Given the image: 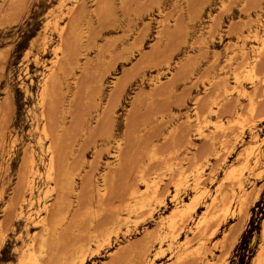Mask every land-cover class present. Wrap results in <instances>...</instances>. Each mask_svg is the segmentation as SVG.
Segmentation results:
<instances>
[{"label": "rangeland", "instance_id": "rangeland-1", "mask_svg": "<svg viewBox=\"0 0 264 264\" xmlns=\"http://www.w3.org/2000/svg\"><path fill=\"white\" fill-rule=\"evenodd\" d=\"M262 28L264 0H0V264H25L29 253L41 264H80L79 254L82 264H264ZM233 84L246 96L230 93ZM246 148L248 160L261 157L244 176L239 213L226 176ZM199 192L174 230L161 225L175 199ZM214 194L225 204L198 227ZM199 246L205 257L191 253Z\"/></svg>", "mask_w": 264, "mask_h": 264}, {"label": "bare ground", "instance_id": "bare-ground-1", "mask_svg": "<svg viewBox=\"0 0 264 264\" xmlns=\"http://www.w3.org/2000/svg\"><path fill=\"white\" fill-rule=\"evenodd\" d=\"M228 1V0H227ZM223 4V3H222ZM67 11V10H66ZM67 14V13H66ZM64 27V26H63ZM259 27V26H258ZM59 28V27H58ZM61 28V27H60ZM229 28V27H228ZM262 29H264V28H262ZM250 31V30H249ZM256 32L257 31H255V34H256ZM262 34H264V33H262ZM208 36V35H207ZM254 36H256V35H254ZM253 36V38L255 39V37ZM261 36V35H260ZM212 38V37H211ZM246 38V37H245ZM251 39V38H250ZM253 39V40H254ZM261 39V38H260ZM259 39V40H260ZM262 39H264V37H262ZM247 40V39H246ZM54 41V40H53ZM249 41V40H248ZM241 42H242V40H241ZM245 42V41H244ZM255 42V41H254ZM260 42H262V41H260ZM258 43V42H257ZM236 45V44H235ZM241 45V44H240ZM251 46V45H250ZM58 47V46H57ZM227 47V46H226ZM234 47V46H233ZM258 47V46H257ZM261 47H264V45H262ZM261 47H259L260 49H261ZM59 48V47H58ZM241 48H243V47H241ZM251 48V47H250ZM259 48H257V49H259ZM59 49H61V48H59ZM262 49H264V48H262ZM261 49V50H262ZM58 49H55V52L57 51ZM255 50H256V48H255ZM253 51V50H252ZM251 51V52H252ZM259 51V50H258ZM262 51H264V50H262ZM254 53H255V51H253ZM261 53V52H260ZM55 54V53H54ZM241 54V53H240ZM53 55V54H52ZM63 55V54H62ZM253 55V54H252ZM257 55V54H256ZM54 56V55H53ZM52 56V57H53ZM243 56V55H242ZM260 56V55H259ZM56 57V56H55ZM61 58H62V56H61ZM256 58V57H255ZM33 60V59H32ZM52 60V59H51ZM50 60V61H51ZM57 60V59H56ZM49 61V62H50ZM54 61V60H53ZM53 61H51L52 62V64H53ZM247 61V60H246ZM250 62H252V61H250ZM255 62V60L253 61V63ZM230 63V62H229ZM56 64H57V61H56ZM216 64V63H215ZM228 64V63H227ZM236 64H238V63H236ZM248 64V63H247ZM54 65V64H53ZM35 66V65H34ZM51 66V65H50ZM55 66V65H54ZM245 66H248V65H245ZM47 67V66H46ZM48 68H49V66H48ZM46 69V68H45ZM50 69V68H49ZM257 69V68H256ZM235 70V69H234ZM248 72H250L251 73V75L252 76H254V71H255V64H251L249 67H248ZM53 71H54V69H53ZM241 72V71H240ZM53 73V72H52ZM262 73V72H261ZM248 74V73H247ZM256 74V73H255ZM51 75V74H50ZM53 75V74H52ZM235 75V74H234ZM241 75V74H240ZM249 75V74H248ZM252 76H250V78H252ZM235 77V76H234ZM50 79V77H49V75H48V77H47V79ZM241 78V77H240ZM240 78H238V80L240 79ZM257 78V77H256ZM234 79V78H233ZM237 79V78H236ZM243 79V78H242ZM255 80V78H252V80H251V82H255L254 81ZM46 80H44V82H45ZM54 81V80H53ZM234 81V80H233ZM235 81H237V80H235ZM262 81H264V80H262ZM261 81V82H262ZM50 82V81H49ZM53 83V82H52ZM228 83V82H227ZM233 83H236V82H233ZM258 83V82H257ZM51 84V83H50ZM237 84V83H236ZM46 85V84H45ZM48 85V84H47ZM230 85V84H229ZM229 85H227L228 87H229ZM234 85V84H233ZM242 85V84H241ZM255 85H256V83H255ZM240 86V85H239ZM239 86H237V85H234V86H232V88L229 90L228 89V91L231 93V92H235L236 94H237V96H246V92H245V90H244V88H243V86H242V88H240ZM44 87V86H43ZM47 87V86H46ZM46 87H44L42 90H44ZM48 88V87H47ZM230 88V87H229ZM226 89H227V87H226ZM252 89H253V87H252ZM41 91V90H40ZM45 91H46V89H45ZM48 91V90H47ZM225 91V90H224ZM42 92V91H41ZM49 92V91H48ZM48 92H45V93H48ZM248 92V91H247ZM250 92V91H249ZM43 93V92H42ZM226 93V92H225ZM229 93V94H230ZM39 94V93H38ZM41 95V94H40ZM49 95V94H48ZM228 95V94H227ZM226 95V96H227ZM248 95V94H247ZM236 96V97H237ZM244 96V97H245ZM250 96V95H249ZM241 97H237V98H241ZM236 98V99H237ZM250 98H251V96H250ZM243 99V98H242ZM252 100V99H251ZM248 101L250 102V100L248 99ZM255 101H253L252 103H254ZM41 104V103H40ZM216 104V103H215ZM215 104H214V106H215ZM250 104V103H249ZM255 104V103H254ZM242 105V104H241ZM250 106V105H249ZM217 107V106H216ZM256 108V107H255ZM44 109V108H43ZM249 109V108H248ZM209 110H211V109H209ZM254 110V105L252 104L251 105V111H253ZM43 111V110H42ZM195 111V110H194ZM253 112H255V111H253ZM215 113H217V109H216V112ZM240 113V112H239ZM238 113V114H239ZM194 114H195V112H194ZM201 114V113H200ZM212 114H213V111H212ZM236 115V116H239V115ZM47 115V114H46ZM216 115V114H215ZM218 115V114H217ZM43 116V115H42ZM43 117H45V116H43ZM200 117V116H199ZM202 117V116H201ZM197 118V117H196ZM195 118V119H196ZM244 118V117H243ZM205 119V118H204ZM251 119V118H250ZM44 120H46V119H44ZM197 120V119H196ZM220 120V119H219ZM241 121H242V119H241ZM45 122V121H44ZM217 122V121H216ZM221 122V121H220ZM46 123H47V121H46ZM195 123H196V121H195ZM208 123V122H207ZM44 124V123H43ZM42 124V125H43ZM198 124V123H197ZM206 124V123H205ZM216 124H218V123H216ZM220 124V123H219ZM222 124V123H221ZM221 124H220V126H221ZM212 125V124H211ZM47 126H48V124H47ZM200 126V125H199ZM204 126V125H203ZM215 126V125H214ZM252 126V125H251ZM43 127V126H42ZM197 127V126H196ZM219 127V126H218ZM220 128V127H219ZM222 128V127H221ZM220 128V129H221ZM202 129V128H201ZM217 129V128H216ZM48 130V129H47ZM200 130V129H199ZM250 130V129H249ZM200 131H202V130H200ZM241 131V130H240ZM41 132H43V131H41ZM197 132V131H196ZM203 133H204V131H202ZM211 132V131H210ZM219 132V131H218ZM222 132V131H221ZM244 132V131H243ZM49 133V132H48ZM215 133H217V132H215ZM225 133H226V131H225ZM242 133V132H241ZM44 134V133H43ZM198 134V133H197ZM45 135V134H44ZM201 135V134H200ZM217 135V134H216ZM228 135V134H227ZM46 136V135H45ZM44 136V137H45ZM202 136V135H201ZM215 136V135H214ZM221 136H222V134H221ZM48 136H46V138H47ZM239 137V136H238ZM45 138V139H46ZM201 138V137H200ZM255 138H258V135L257 134H255L254 135V140H256ZM262 138H264V137H262ZM226 140V139H225ZM221 141V140H220ZM262 143H264V141H261ZM261 143V144H262ZM49 144V143H48ZM218 144V143H217ZM258 144V143H257ZM50 145V144H49ZM223 146V145H222ZM49 147V146H48ZM118 147V146H117ZM227 147V146H226ZM226 147H225V149H226ZM232 147V146H231ZM26 149V148H25ZM48 149V148H47ZM51 149V148H50ZM54 149V148H53ZM52 149V150H53ZM224 149V148H223ZM252 149V148H251ZM254 150V149H253ZM54 151V150H53ZM47 152V151H46ZM55 152V151H54ZM119 152V151H118ZM219 152V151H218ZM252 151H250L249 150V148H246V150L244 151V153L242 154L241 153V157H242V155L244 156V158H247L246 159V161H245V163H243V165L239 168V169H236V170H234L233 168L234 167H232V169L230 168V170L229 171H227L228 172V174H227V176H226V178L227 179H229V180H234L235 181V185H236V187L234 188L233 187V189H230V187L229 186H227V187H229V188H226V191H227V189H230L229 191L231 192L230 194H232V196H233V198H231L230 200L231 201H229V204L231 205V204H233V203H235L236 205H238V212H239V210H240V206H241V200H240V197L242 196L243 198H244V196H243V194H244V191H245V185H244V182H243V180H245L244 178V176H245V174H246V176H247V174L252 170V168L256 165L257 166V163L258 162H260L259 161V159H260V157H261V150H258L255 154H253L252 155V157L248 160V156L249 155H251L250 153H251ZM120 153V152H119ZM117 154V153H116ZM214 154V153H213ZM53 155H56V154H53ZM217 155V154H216ZM220 155H222V154H220ZM226 155V154H225ZM238 155H240V154H238ZM219 156V155H218ZM119 157V156H118ZM211 157V156H210ZM54 158H56L57 159V157H53L52 156V153H51V155H49V157H48V170H49V173H46L47 175L45 176V178L47 177V179H51V175H52V172H53V170L55 169V166L57 165V162L55 161L54 162ZM222 158V157H221ZM220 158V159H221ZM226 158V157H225ZM55 159V160H56ZM207 160V159H206ZM247 161H249V162H247ZM205 162H207V161H205ZM54 163H56V165L54 164ZM198 163V162H197ZM225 163V162H224ZM242 163V162H241ZM196 164V163H195ZM199 164V163H198ZM55 165V166H54ZM182 165V164H181ZM193 165V164H192ZM57 167V166H56ZM198 167V166H197ZM184 168V167H183ZM190 168V170H192L191 168H192V166H190L189 167ZM238 168V167H237ZM257 168V167H256ZM56 170H57V168H56ZM178 170V169H177ZM179 170H181V169H179ZM187 171H188V169H186ZM204 170V169H203ZM31 171H33V170H31ZM184 171V170H183ZM193 171H195L194 169H193ZM192 171V172H193ZM253 171V170H252ZM30 172V171H29ZM57 172V171H56ZM138 172V171H137ZM168 172V171H167ZM169 172H170V169H169ZM171 172H172V168H171ZM191 172V171H190ZM189 172V173H190ZM38 173V172H37ZM140 173H141V171H140ZM184 173H186V172H184ZM260 173V172H259ZM57 174V173H56ZM175 174H176V176L178 175L177 174V172L175 171ZM182 174V173H181ZM197 174V173H196ZM200 174V173H199ZM211 174H213V173H211ZM30 175V174H29ZM106 175V174H105ZM139 175V174H138ZM191 175V174H190ZM208 175V174H207ZM141 176H142V174H141ZM188 176V175H187ZM196 176V175H195ZM250 176H251V174H250ZM249 176V177H250ZM257 176V175H256ZM33 177V176H32ZM54 177H55V175H54ZM76 177V176H75ZM103 177V176H102ZM106 177V176H105ZM140 177V176H139ZM138 177V178H139ZM172 177V176H171ZM182 177V176H181ZM181 177L179 176V178L181 179ZM211 177V176H210ZM28 178V177H27ZM56 178V177H55ZM143 178H144V176H143ZM170 178V177H169ZM173 178V177H172ZM185 178V177H184ZM187 178V177H186ZM193 178V177H192ZM32 179V178H31ZM46 179V180H47ZM68 179H69V177H68ZM175 179V178H174ZM188 179V178H187ZM195 179V178H194ZM204 179V178H203ZM207 179V178H206ZM227 179H226V181H227ZM27 180V179H26ZM54 180H56V179H54ZM73 180V179H72ZM103 180H104V178H103ZM102 180V181H103ZM139 180V179H138ZM153 180V179H152ZM154 180H156V178H154ZM153 180V181H154ZM185 180V179H184ZM225 180V179H224ZM74 181V180H73ZM150 181V180H149ZM158 181V180H157ZM170 181H171V179H170ZM178 181V179L177 180H175V182H177ZM182 181V180H181ZM195 181V183L194 184H192V185H194V186H197L196 184H198L199 183V178L197 177V179L196 180H194ZM204 181H206V180H204ZM234 181H233V183H234ZM142 182V181H141ZM143 182H144V179H143ZM155 182V181H154ZM193 182V181H192ZM201 182V181H200ZM81 183V182H80ZM104 183V182H103ZM148 183V182H147ZM146 183V181H145V186H146V188L148 187V184ZM150 183V182H149ZM159 183V182H158ZM157 183V184H158ZM169 183H171V182H169ZM173 183V182H172ZM179 183V182H178ZM183 183V182H182ZM231 183V182H230ZM253 183V182H252ZM29 184V183H28ZM102 184V183H101ZM105 184V183H104ZM139 184V183H138ZM156 184V186L158 187V185ZM160 184V183H159ZM176 184V183H175ZM201 184V183H200ZM203 184V183H202ZM81 185V184H80ZM97 185V184H96ZM103 185V184H102ZM142 185V184H141ZM151 185V184H150ZM150 185H149V187H150ZM152 185H154V184H152ZM171 185V184H170ZM178 185V184H177ZM176 185V186H177ZM185 185H187V183L185 184ZM199 185V184H198ZM220 185V184H219ZM230 185V184H229ZM234 185V186H235ZM68 186H69V184H68ZM70 186H72V185H70ZM105 186V185H104ZM173 186V185H172ZM200 186V185H199ZM232 186V185H231ZM30 187H31V185H30ZM29 187V188H30ZM51 187V186H50ZM99 187V186H98ZM97 187V190H99V189H101V188H98ZM103 187V186H102ZM165 187H166V184H165ZM164 187V188H165ZM198 187V186H197ZM196 187V188H197ZM201 187V186H200ZM224 187V186H223ZM253 187H254V185H253ZM252 187V188H253ZM48 188V187H47ZM52 188V187H51ZM53 188H55V185L53 186ZM57 188V187H56ZM67 188V187H66ZM65 188V189H66ZM71 188V187H70ZM72 188H73V186H72ZM80 188V187H79ZM137 188H138V186H137ZM145 188V187H144ZM175 188V187H174ZM180 188V187H179ZM183 188V187H182ZM192 188V187H191ZM214 188H216V187H214ZM218 188H220V189H218V190H221L222 189V186L221 187H218ZM33 189V188H32ZM139 189V188H138ZM148 189V188H147ZM150 189V188H149ZM154 189H155V187H154ZM162 189V188H161ZM165 189H168V188H165ZM193 189V188H192ZM261 189H262V187H261ZM48 190V189H47ZM70 190V189H69ZM72 190V189H71ZM80 190V189H79ZM133 190V189H132ZM185 190V189H184ZM251 190V189H250ZM259 190V189H258ZM52 191V190H51ZM57 191V190H56ZM74 191V190H73ZM100 191V190H99ZM137 191V190H136ZM139 191V190H138ZM142 191V190H141ZM144 191H145V189H144ZM143 191V192H144ZM157 191V190H156ZM162 191H163V193H164V189H162ZM162 191H160V192H162ZM166 191V190H165ZM202 191V190H201ZM204 191V190H203ZM222 191V190H221ZM252 191V190H251ZM260 191V190H259ZM258 191V192H259ZM32 192V191H31ZM46 192V191H45ZM48 192V191H47ZM54 192V191H53ZM149 192H150V190H149ZM159 192V191H158ZM166 192H168V191H166ZM170 192V191H169ZM178 192V191H177ZM228 192V191H227ZM253 192V191H252ZM100 193V192H99ZM148 193V192H147ZM146 193V194H147ZM151 193V195L153 194L152 193V191L150 192ZM201 192H199V194H200ZM222 193H224L223 191H222ZM246 193V192H245ZM251 193V192H250ZM250 193H246V194H250ZM260 193V192H259ZM139 194V193H138ZM143 194V193H142ZM145 194V195H146ZM154 194H156V193H154ZM198 193L196 194V195H193V197H190V200L189 201H187L186 203H184V205H183V201L182 200H176L175 199V201H174V208H173V211L172 212H170L171 213V215H169L166 219H162L161 220V225H166L167 226V229L169 228V229H171V230H174L173 228L176 226L175 224H174V222H175V220H176V218H184L185 216H189L190 215V211L191 210H195V207L196 206H198L197 204L199 203L198 202V200H199V198H200V196H201V194L199 195ZM228 194H229V192H228ZM252 194V193H251ZM250 194V195H251ZM44 195V194H43ZM46 195V194H45ZM128 195V194H127ZM131 196L130 197H133L132 199H135V205H136V209H137V207L138 208H141V207H143L144 206V204H143V199H145V198H143V197H145V196H141V195H137V192H133V193H131L130 194ZM149 194H147V199L148 198H150L151 196H148ZM163 195V194H162ZM162 195H161V197H162ZM219 195H221V194H219ZM223 195H225V194H223ZM223 195H221L222 197H223ZM176 195L174 194V196L173 197H175ZM231 196V197H232ZM153 197V196H152ZM210 197V196H209ZM220 197V196H219ZM218 198V197H215V194H214V197H212L211 198V200H210V202H208L207 204H205L206 205V211H207V215L206 214H204L203 216H201L199 219H197V221L195 222L196 223V225L199 227H201V226H206V222H207V216H209L210 214H208L209 213V211L212 209V208H214V206H215V204L217 203V204H219V203H224L225 204V198L223 197V198ZM241 197V198H242ZM249 197V196H248ZM58 198V197H57ZM128 198V197H127ZM205 198V197H204ZM246 198V197H245ZM75 199H77L76 197H75ZM227 199L228 198H226V201H227ZM248 198H246V200H247ZM55 200V199H54ZM154 200V199H153ZM156 200V199H155ZM250 200V199H249ZM56 201V200H55ZM146 201V200H145ZM248 201V200H247ZM246 201V202H247ZM57 202V201H56ZM127 202H129V200L127 201ZM134 202V201H133ZM161 202H162V199H161ZM245 202V201H244ZM243 202V203H244ZM147 203H149V202H147ZM164 203V202H163ZM126 204V203H125ZM129 204V203H128ZM133 204V203H132ZM216 204V205H217ZM248 204H249V201H248ZM53 205H54V203H53ZM158 205V204H157ZM160 205V204H159ZM220 205V204H219ZM218 205V206H219ZM226 205H227V202H226ZM121 206V205H120ZM146 206H147V204H146ZM151 206V205H150ZM217 206V207H218ZM125 207V206H124ZM127 207H129V206H127ZM132 207V206H131ZM221 207V206H220ZM224 207H226V206H224ZM230 207V206H229ZM229 207H227V209H226V211H228L230 208ZM235 207V206H234ZM237 207V206H236ZM245 208V205L244 206H242V208ZM147 208V207H146ZM219 208V207H218ZM229 208V209H228ZM246 208H247V206H246ZM119 210H120V208H118ZM125 209V208H124ZM132 209V208H131ZM143 209V208H142ZM149 209H152V208H149ZM154 209V208H153ZM222 209H223V207H222ZM116 210V209H115ZM127 210H128V208L126 209V211L124 210V212H127ZM147 211H148V209H146ZM223 210H225V209H223ZM233 210V209H232ZM245 210V209H244ZM22 211V210H21ZM117 211V210H116ZM121 211V210H120ZM136 211V210H135ZM213 211L214 210H212V213H213ZM235 211V210H234ZM233 211V212H234ZM123 212V213H124ZM134 212V211H133ZM133 212H131V213H133ZM140 212V211H139ZM146 212V211H145ZM190 212V213H189ZM204 213H205V211H203ZM221 211H219V213H220ZM224 212V211H223ZM229 212V211H228ZM241 212H242V210H241ZM47 213V212H46ZM49 213H50V211L48 212V215H49ZM122 213V212H121ZM128 213V212H127ZM143 213V212H142ZM226 213V215H227V212H225ZM240 213V212H239ZM117 214H119V213H117ZM116 213H115V215H117ZM144 214V213H143ZM220 214H222V213H220ZM243 214V213H242ZM47 215V214H46ZM47 215V217H49ZM115 215H114V217H115ZM225 215V216H226ZM239 215V214H238ZM120 216V215H119ZM135 216H136V213H135ZM147 216H149V215H147ZM217 216V215H216ZM224 216V215H223ZM240 216H241V214H240ZM239 216V217H240ZM244 216V215H243ZM95 217V216H94ZM118 217V216H117ZM117 217H116V219H117ZM130 217V216H129ZM146 217V216H145ZM212 217H214V215L212 216ZM220 217H221V215H220ZM128 217H126V219H127ZM140 218V217H139ZM143 218H144V216H143ZM189 217H187V219H188ZM190 218H191V216H190ZM210 218V217H209ZM209 218H208V220H209ZM223 218V217H222ZM224 218H226V217H224ZM223 218V219H224ZM44 219H45V217H44ZM43 219V220H44ZM48 219V218H47ZM112 219H114V218H112ZM141 219V218H140ZM139 219V220H140ZM187 219H185L186 221H187ZM214 219H216V218H214ZM221 219V218H220ZM41 220V219H40ZM41 221L42 223H44V221ZM46 220V219H45ZM50 220V219H49ZM53 220V219H52ZM93 220V219H92ZM136 220H138L137 218H136ZM218 218H217V224L218 225H220L219 223H221L220 222V220H219V223H218ZM222 220V219H221ZM239 220H240V218H239ZM114 221H115V219H114ZM113 221V222H114ZM121 221H122V219H121ZM129 221V220H128ZM189 221V220H188ZM192 221V220H191ZM215 221V220H214ZM46 222L48 223H50L51 221H47L46 220ZM116 222H117V220H116ZM213 222V221H212ZM211 222V223H212ZM237 222H239L238 220H237ZM60 223H62L61 221H60ZM59 223V224H60ZM105 223V222H104ZM119 223H120V220H119ZM118 223V224H119ZM185 223V222H184ZM188 223V222H187ZM211 223H210V226H211ZM214 223V222H213ZM36 224V223H35ZM58 224V225H59ZM106 224V223H105ZM113 224V223H112ZM117 224V225H118ZM121 224H122V222H121ZM123 224H125V223H123ZM178 224V223H177ZM186 224V223H185ZM42 225V224H41ZM47 224H44V226H46ZM49 225V224H48ZM50 225H53V227H54V225L55 224H50ZM175 225V226H174ZM207 225H208V223H207ZM111 226H113V225H111ZM160 226V225H159ZM182 226H183V224H182ZM209 226V227H210ZM215 226H216V224H215ZM42 227V226H41ZM56 227V226H55ZM54 227V228H55ZM158 226H156V228H157ZM184 227V226H183ZM183 227H181V229L183 228ZM190 227V226H189ZM213 227H214V225H213ZM51 229H52V227H50ZM108 228V227H107ZM117 228V227H116ZM155 228V229H156ZM164 228V227H163ZM207 228V227H206ZM212 228V227H211ZM214 228H216V227H214ZM214 228H212V229H214ZM42 229V228H41ZM43 229H44V227H43ZM51 229H50V231L49 232H51ZM94 229V228H93ZM118 229H120V228H118ZM180 229V228H179ZM197 229H199V228H197ZM197 229H196V231H197ZM211 230L210 228H207V230ZM217 229V228H216ZM60 230V229H59ZM111 230V229H110ZM109 230V231H110ZM116 230V229H115ZM114 230V231H115ZM205 229H203V230H201V231H204ZM206 230V231H207ZM114 231H112V232H114ZM150 231V230H149ZM156 231H158V228H157V230ZM182 231V230H181ZM180 231V232H181ZM189 231V230H188ZM191 231V230H190ZM196 231H195V233H196ZM199 231V230H198ZM212 231V230H211ZM211 231H208V233L209 232H211ZM214 231H216L215 229H214ZM230 231V230H229ZM54 232V231H53ZM93 232H95V231H93ZM103 232H105V230L103 231ZM155 232V231H154ZM107 233V232H106ZM105 233V234H106ZM118 233H119V231H118ZM126 233V232H125ZM150 233V232H149ZM157 233V232H156ZM170 233H172L173 234V232H170ZM201 233V232H200ZM230 233V232H229ZM93 234V233H92ZM114 234V233H113ZM152 234V233H151ZM169 234V233H168ZM171 234V235H172ZM197 234V233H196ZM203 234V233H202ZM40 235H42V233H40ZM57 235V234H56ZM59 235H60V233H59ZM96 235V234H95ZM99 235L101 236V234L99 233ZM99 235H98V237H99ZM103 235H104V233H103ZM144 235V234H143ZM153 235V234H152ZM159 235V234H158ZM194 236H195V234H193ZM207 235H209V234H207ZM206 234L204 235L205 237L207 236ZM213 235V234H212ZM211 235V236H212ZM237 235V234H236ZM37 236H39V235H37ZM105 236V235H104ZM109 236V235H108ZM148 236V235H147ZM155 236H157V235H154V237ZM163 236V235H162ZM166 236V235H165ZM176 236V235H175ZM178 236V235H177ZM202 236V235H201ZM57 237V236H56ZM89 237V236H88ZM96 237V236H95ZM146 237V236H145ZM149 237V236H148ZM159 237V236H158ZM169 237V236H168ZM172 237V236H171ZM170 237V238H171ZM151 238H153V236L152 237H150V239ZM176 238V237H175ZM175 238H173V239H175ZM197 238V237H196ZM209 238H210V236H209ZM233 238V237H232ZM4 239V238H3ZM38 239V238H37ZM58 239V238H57ZM90 239V238H89ZM109 239V238H108ZM166 240H167V238H165ZM172 239V238H171ZM40 247H39V249H41L42 251H44V249L46 248V238L44 237V236H42L41 238H40ZM59 240V239H58ZM103 240V239H102ZM104 240H106V239H104ZM103 240V241H104ZM186 240V239H185ZM185 240H184V242H185ZM188 240H189V237H188ZM187 240V241H188ZM195 240H197V239H195ZM48 241V240H47ZM102 241V242H103ZM152 241V240H151ZM153 241H155V240H153ZM159 241H161V240H159ZM186 241V242H187ZM228 241V240H227ZM231 241V240H230ZM234 241V240H233ZM233 241L231 242V243H233ZM97 242H99V240L97 241ZM92 243V242H91ZM104 244V243H103ZM160 244V243H159ZM172 244V243H171ZM185 244V243H184ZM191 244V243H190ZM234 244V243H233ZM57 245V244H56ZM95 245V247H96V244H94ZM223 245V244H222ZM228 245V244H227ZM232 245V244H231ZM52 246V245H51ZM90 246V245H89ZM98 246V245H97ZM104 246V245H103ZM102 246V247H103ZM197 246V245H196ZM216 246V245H215ZM233 246V245H232ZM47 247H49V245L47 246ZM55 247V246H54ZM53 247V248H54ZM101 247V248H102ZM158 247H160V246H158ZM170 247V246H169ZM184 247V246H183ZM202 247H204V246H202ZM225 247V246H224ZM231 247V246H230ZM50 248V247H49ZM52 248V247H51ZM56 248V247H55ZM184 248H186V247H184ZM195 248V247H194ZM227 248V247H226ZM226 248H224V249H226ZM85 250H86V248H84ZM150 247H149V250H148V248H147V250L148 251H150ZM153 249V248H152ZM160 249V248H159ZM168 249V248H167ZM170 249V248H169ZM183 249V248H182ZM162 250V253H163V249H161ZM205 250V249H204ZM227 250V249H226ZM39 251V250H38ZM54 251V250H53ZM73 251H75V250H73ZM72 251V252H73ZM78 251V250H77ZM158 251V250H157ZM156 251V252H157ZM160 251V250H159ZM158 251V252H159ZM192 251H194L193 253L195 254L194 256H197V258H198V256H206V254H204L203 253V251L201 250V246H199V247H197V248H195V250L192 248L191 249V253H192ZM211 251V250H210ZM209 251V252H210ZM76 252V251H75ZM79 252H82V251H79ZM94 250H93V254H94ZM122 252V251H121ZM228 252V251H227ZM77 253V252H76ZM96 253V252H95ZM99 253V252H98ZM161 253V254H162ZM186 253H188V252H186ZM224 253V252H223ZM226 253V252H225ZM262 253V252H261ZM48 254V253H47ZM92 254V255H93ZM147 254V253H146ZM185 254V253H184ZM183 254V255H184ZM213 253H211V255H212ZM76 256H77V254H75ZM74 255V256H75ZM114 255H115V253H114ZM116 255H118V254H116ZM157 255V254H156ZM186 255V254H185ZM184 255V256H185ZM188 256L190 255V254H187ZM45 256V255H44ZM79 256L81 257V258H79L80 260H78L79 261V263L80 264H82L83 263V261H84V259H85V257H84V254L81 256L80 254H79ZM87 256V255H86ZM146 256V255H145ZM144 256V257H145ZM159 256V255H158ZM182 256V255H181ZM191 256V255H190ZM220 256V255H219ZM180 257V256H179ZM260 257V256H259ZM262 257H264V255H262ZM50 258V257H49ZM71 258V257H70ZM153 258V257H152ZM155 258V257H154ZM183 258V257H182ZM192 259H193V255H192V257H191ZM190 258V259H191ZM211 258H212V256H211ZM76 259V258H75ZM78 259V258H77ZM178 259H181V257L180 258H178ZM71 260V259H70ZM70 260H68V261H70ZM184 260H185V258H184ZM189 260V259H188ZM194 260V259H193ZM197 261H198V259H196ZM67 261V260H66ZM67 261V262H68ZM73 261V260H72ZM71 261V263L73 264V262ZM77 261V262H78ZM148 261V260H147ZM153 261H154V259H153ZM179 261H182V260H179ZM179 261H178V263H179ZM199 261H200V259H199ZM202 261V260H201ZM200 261V262H201ZM209 261V260H208ZM218 261H219V257H218ZM258 261V260H257ZM24 262H25V264H41V262H40V259H39V257L37 256V255H35V254H33V253H29V255L27 256V258L24 260ZM65 262V261H64ZM67 262H66V264H67ZM75 262V261H74ZM149 262H151V261H149ZM184 262V261H183ZM220 262V261H219ZM223 262V261H222ZM69 263V262H68ZM107 263V262H106ZM152 263V262H151ZM177 263V264H178ZM180 263H182V262H180ZM197 263H199V262H197ZM202 263V262H201ZM212 263V262H211ZM216 263H217V261H216ZM216 263H214V264H216ZM225 263V262H224ZM70 264V263H69ZM77 264V263H76ZM147 264V263H146ZM150 264V263H149ZM175 264H176V261H175ZM206 264H208V262L206 263ZM219 264V263H218Z\"/></svg>", "mask_w": 264, "mask_h": 264}]
</instances>
